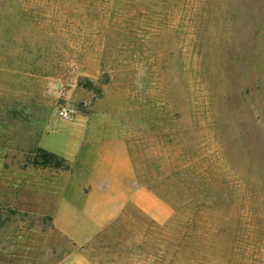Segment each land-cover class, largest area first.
Instances as JSON below:
<instances>
[{
	"label": "rangeland",
	"instance_id": "374dc122",
	"mask_svg": "<svg viewBox=\"0 0 264 264\" xmlns=\"http://www.w3.org/2000/svg\"><path fill=\"white\" fill-rule=\"evenodd\" d=\"M114 136L145 194L74 245L54 210L78 147ZM70 250L264 264V0H0V264Z\"/></svg>",
	"mask_w": 264,
	"mask_h": 264
},
{
	"label": "crops",
	"instance_id": "0c3cea01",
	"mask_svg": "<svg viewBox=\"0 0 264 264\" xmlns=\"http://www.w3.org/2000/svg\"><path fill=\"white\" fill-rule=\"evenodd\" d=\"M81 145L52 216L53 228L78 246L116 217L128 200L138 202L145 194L136 186L121 138L97 137ZM56 264L92 263L78 250H70Z\"/></svg>",
	"mask_w": 264,
	"mask_h": 264
},
{
	"label": "trees",
	"instance_id": "16d2710c",
	"mask_svg": "<svg viewBox=\"0 0 264 264\" xmlns=\"http://www.w3.org/2000/svg\"><path fill=\"white\" fill-rule=\"evenodd\" d=\"M33 163L36 165H50L55 167H63L65 169L70 168L69 164L63 157L59 156L54 152L45 150L42 147H37L35 149Z\"/></svg>",
	"mask_w": 264,
	"mask_h": 264
},
{
	"label": "built area",
	"instance_id": "2783aa9c",
	"mask_svg": "<svg viewBox=\"0 0 264 264\" xmlns=\"http://www.w3.org/2000/svg\"><path fill=\"white\" fill-rule=\"evenodd\" d=\"M59 115L62 118H69L71 116V111L65 107H62L60 109H58Z\"/></svg>",
	"mask_w": 264,
	"mask_h": 264
}]
</instances>
